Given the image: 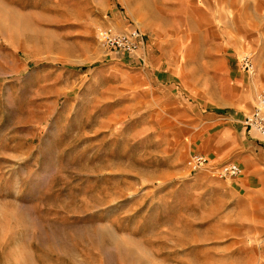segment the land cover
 Here are the masks:
<instances>
[{
    "label": "rangeland",
    "instance_id": "rangeland-1",
    "mask_svg": "<svg viewBox=\"0 0 264 264\" xmlns=\"http://www.w3.org/2000/svg\"><path fill=\"white\" fill-rule=\"evenodd\" d=\"M32 5L0 0V264H148L142 237L154 211L190 212L194 198L186 130L167 139L158 116L127 113L115 66L133 54L95 42L75 56L69 30L22 11ZM134 7L140 22L192 34L226 23L239 54L264 52V0Z\"/></svg>",
    "mask_w": 264,
    "mask_h": 264
},
{
    "label": "crops",
    "instance_id": "crops-1",
    "mask_svg": "<svg viewBox=\"0 0 264 264\" xmlns=\"http://www.w3.org/2000/svg\"><path fill=\"white\" fill-rule=\"evenodd\" d=\"M36 1L22 11L43 18L41 25L67 28L75 56H84L80 51L95 42L105 49L96 38L100 28L120 33L139 28L144 34L139 50L122 55L115 66L118 77L127 80L120 102L133 117L158 116L167 139L185 129L189 155L207 158L184 182L194 197L187 198L190 212L154 211L155 229L142 237L143 259L148 264H264V144L243 124L264 87V52L253 58L250 74L239 63L242 39L231 36L226 23L222 32L199 35L151 18L140 22L137 0ZM228 162L237 163L242 173L220 176Z\"/></svg>",
    "mask_w": 264,
    "mask_h": 264
},
{
    "label": "built area",
    "instance_id": "built-area-1",
    "mask_svg": "<svg viewBox=\"0 0 264 264\" xmlns=\"http://www.w3.org/2000/svg\"><path fill=\"white\" fill-rule=\"evenodd\" d=\"M97 40L106 48L114 49L117 52L135 54L140 47L143 33L139 28H132L128 32H116L111 27L100 28L97 31ZM239 63L248 73L255 72V64L251 54H242ZM243 124L249 129L254 130L259 140L264 144V87L257 95L256 104L253 109L243 118ZM207 162V158L202 154H191L185 162L190 172L200 170ZM242 172L241 167L234 162L223 164L219 173L222 177H235Z\"/></svg>",
    "mask_w": 264,
    "mask_h": 264
},
{
    "label": "bare ground",
    "instance_id": "bare-ground-1",
    "mask_svg": "<svg viewBox=\"0 0 264 264\" xmlns=\"http://www.w3.org/2000/svg\"><path fill=\"white\" fill-rule=\"evenodd\" d=\"M242 173V172H241Z\"/></svg>",
    "mask_w": 264,
    "mask_h": 264
}]
</instances>
